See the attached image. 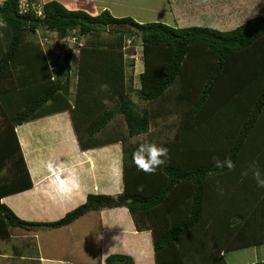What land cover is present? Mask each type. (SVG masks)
<instances>
[{"label": "trees", "instance_id": "obj_1", "mask_svg": "<svg viewBox=\"0 0 264 264\" xmlns=\"http://www.w3.org/2000/svg\"><path fill=\"white\" fill-rule=\"evenodd\" d=\"M27 1L26 12L20 0L0 3L8 25L0 28V240L124 207L137 231L151 232L155 264H226L225 253L263 245L264 188L250 168L264 172V15L222 31L141 24L107 10L92 16L55 1L35 9ZM41 30L58 39L74 32L80 43L50 59ZM130 38L142 48L138 95L151 111L137 110L129 96ZM60 112H68L81 151L120 143L123 191L89 194L53 222L22 220L1 202L32 187L15 128ZM165 114L177 118L176 133L147 141L166 147L170 159L148 175L133 163L136 139ZM214 157L232 159L235 170L216 169ZM104 264L133 260L113 254Z\"/></svg>", "mask_w": 264, "mask_h": 264}, {"label": "crops", "instance_id": "obj_2", "mask_svg": "<svg viewBox=\"0 0 264 264\" xmlns=\"http://www.w3.org/2000/svg\"><path fill=\"white\" fill-rule=\"evenodd\" d=\"M29 1L35 9L55 1L68 10H80L92 16L107 10L117 18L123 17L115 15L111 10H131L136 7L140 15H135L147 21H140L131 15L135 22H160L174 28L209 26L225 31L222 25L229 23L234 16L231 6L218 19V12L214 9L222 6H212L211 0ZM187 2L195 8L211 10L198 9L197 15H187ZM55 125L56 132L52 131ZM15 132L32 187L5 196L1 202L20 219L53 222L83 204L89 194L113 195L123 191L120 143L81 151L68 112L24 123L17 126ZM62 179L69 181L68 187L63 190L59 185ZM21 231L16 229L12 235ZM20 236L22 240L31 238L34 242L33 255L19 258L20 261L27 260L26 264H104L105 258L113 254L129 256L133 264H155L151 232L137 231L128 209L124 207L92 211L68 226L36 232L22 231ZM257 248L263 249L264 244ZM227 254H224L225 262L231 264L232 258H228ZM262 256L251 263L264 261Z\"/></svg>", "mask_w": 264, "mask_h": 264}, {"label": "rangeland", "instance_id": "obj_3", "mask_svg": "<svg viewBox=\"0 0 264 264\" xmlns=\"http://www.w3.org/2000/svg\"><path fill=\"white\" fill-rule=\"evenodd\" d=\"M144 1L149 2L152 0H144ZM211 1H212L211 4L212 6L213 4L219 7L222 6V8L220 9H214L217 10L218 12L216 13L218 19L222 15L223 11L229 10L231 6L234 10L232 12L234 13L232 20L229 23H224L222 25L224 30H230L234 27H237L245 20H248L254 16L264 15V3L261 0H211ZM187 3L188 4L185 5V7H187L185 14L187 15H192V16L197 15L199 12L198 9L211 10L206 8H195L194 6H190L191 3L189 2ZM241 7L243 9H241ZM20 8L25 10L26 8L25 0H21ZM111 11L115 15H120L122 17L129 16L134 19L133 16H135L140 21H147V20H142L144 18H140L135 15V13L137 15L140 13L136 9V7L132 8L131 10L128 8H116ZM234 19L236 20L235 22ZM205 27H209V26H205ZM45 32L46 31H42V30L39 31L37 37H38V42L43 47L45 53L50 59L55 55H61L64 48L68 47L67 46L68 40H72L71 36H75L77 38L75 33L74 34L71 33L70 35H67L63 39H58V36L56 34L48 33V35H46ZM76 42L79 44L80 43L79 39H77ZM128 42H129L127 44L128 51L131 49H133V51L128 52L127 56L130 55V57L126 59L128 63L131 59L132 61H134V65H135L134 67L127 69V75L131 85L129 96L134 101L137 110L140 111L143 108H147L149 109V111H151L150 108L152 107V105L150 106L146 102L142 101L138 95V89L140 88L138 75L143 70L142 48L140 46V42L138 41L137 38H130V41ZM75 59L71 63L72 64L71 73L76 63ZM72 80H76L75 72L72 73ZM121 121L122 119L120 120V122ZM176 122H177V118L175 117L174 114H171L169 116L168 114H165L156 119H153L149 128V132L147 134L139 136L136 139V141H143L145 139L147 140L153 139V141H155L156 138L162 141L164 139L171 138L173 134L176 133V129H177ZM120 125H123V123L121 122ZM21 232L13 233L12 237L6 241L0 240V264H26L28 262L27 260L20 261L19 258L22 256L25 258H29L31 257V255H33L34 242L32 241L31 238H26L22 240L20 236ZM24 245L26 246V248H24ZM261 254L263 255L262 257H264V248L260 250L257 247H250V248L230 252L227 254V257L232 258V262H230L231 264H248L258 259V257H261Z\"/></svg>", "mask_w": 264, "mask_h": 264}, {"label": "clouds", "instance_id": "obj_4", "mask_svg": "<svg viewBox=\"0 0 264 264\" xmlns=\"http://www.w3.org/2000/svg\"><path fill=\"white\" fill-rule=\"evenodd\" d=\"M3 0H0L2 3ZM7 22L4 20H0V28H7ZM109 86L107 84L100 85L101 92H107ZM105 106L110 104V101L106 98L102 101ZM133 163L138 171H141L145 174L151 175L155 174L158 168L162 165H165L169 157V152L166 147L158 146L156 143H152L147 141V139L143 140L142 142L138 143L136 150L133 152ZM214 160V167L216 169L223 170L227 168L229 171L235 170V164L232 159L227 158L225 160H220L219 158H213ZM252 172L253 179L256 181L257 186L260 188H264V172L260 169L258 165H253L250 168ZM211 175V173H210ZM242 176H247L248 171H244L241 173ZM75 181H72L74 183ZM69 181L66 179H62L59 181L60 189L63 190L68 187ZM138 190H142L138 189Z\"/></svg>", "mask_w": 264, "mask_h": 264}, {"label": "built area", "instance_id": "obj_5", "mask_svg": "<svg viewBox=\"0 0 264 264\" xmlns=\"http://www.w3.org/2000/svg\"><path fill=\"white\" fill-rule=\"evenodd\" d=\"M20 3H21V0H20ZM27 8H28V5H27V3H26V8H25V10L24 9H21V11L22 12H26L27 11ZM73 34H74V32H73ZM72 37V40H68V45H76V40H77V38L75 37V36H71ZM69 38V37H68ZM67 38V39H68ZM73 47V52H76V49L74 48V46H72Z\"/></svg>", "mask_w": 264, "mask_h": 264}]
</instances>
